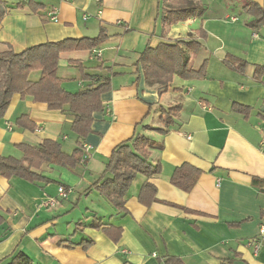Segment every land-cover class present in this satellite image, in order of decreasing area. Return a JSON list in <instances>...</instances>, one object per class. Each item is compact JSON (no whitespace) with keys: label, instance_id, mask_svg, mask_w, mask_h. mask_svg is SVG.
I'll use <instances>...</instances> for the list:
<instances>
[{"label":"crops","instance_id":"0c3cea01","mask_svg":"<svg viewBox=\"0 0 264 264\" xmlns=\"http://www.w3.org/2000/svg\"><path fill=\"white\" fill-rule=\"evenodd\" d=\"M35 1L45 8L13 7L0 21V52L103 31L105 39L92 50L62 52L58 74L70 92L104 77L111 89L102 95L104 109L94 113L77 167L44 164L39 171L53 179L48 184L0 175V264H10L19 252L32 264H169V257L182 264H264V245L258 252L251 245L264 227V183H253L264 177V73L256 75L264 67V25L253 27L256 16L245 9L251 1L264 8V0H194L201 16L167 26L163 0ZM192 39L202 47L190 55V65H204L206 75L175 76L162 93L148 84L142 52ZM82 69L93 78L84 79ZM178 104L173 123L163 124L162 107ZM72 122L71 115L15 94L0 115V156L22 158L21 143L47 138L70 153L77 146ZM138 133L156 143L149 159L162 171L149 180L157 201L140 202L148 178L138 174L127 211L120 212L93 185L113 149ZM183 164L202 171L189 192L171 182ZM61 185L71 190L66 198ZM50 198L56 206L46 205ZM87 240L93 242L85 248Z\"/></svg>","mask_w":264,"mask_h":264},{"label":"trees","instance_id":"16d2710c","mask_svg":"<svg viewBox=\"0 0 264 264\" xmlns=\"http://www.w3.org/2000/svg\"><path fill=\"white\" fill-rule=\"evenodd\" d=\"M13 7L30 8L37 12L45 5L35 0H18L15 4L0 0V21ZM245 9L256 16L253 27L264 25V8L259 3L251 1ZM203 8L194 0H163L161 19L165 26L186 21L193 17L201 16ZM204 36V34L202 35ZM106 37L101 32L96 37L66 38L55 42L29 47L21 52L7 50L0 52V115H4L15 94L30 96L33 100L47 104L49 109L60 110L73 116L72 130L77 135L76 148L72 152L63 150L61 143L53 139H45L38 145L21 143L18 148L23 152L22 158L13 156H0V175L5 177L19 176L36 183L48 184L52 178L44 175L41 170L44 164H54L66 168L77 167L84 156V142L92 132L94 113L104 109L103 93L111 89L109 77L99 78L97 81L77 92L67 91L58 74L60 54L64 51L88 49L97 47ZM202 43L197 39L178 40L176 43L161 42L157 47L148 46L141 54L139 62L142 64L148 84L157 85L159 91L169 90L175 76L184 79L201 78L206 75L204 65L195 70L190 65V55L197 53ZM246 66L244 63L242 67ZM242 67L238 69L242 70ZM33 72H38V78H33ZM264 67L256 69V75L261 76ZM84 79L93 76L82 69ZM181 105L162 107L160 119L167 126L173 123L174 117L181 109ZM241 110H246L237 106ZM22 118V117H21ZM21 120V119H20ZM31 129L33 123L29 122ZM155 142L144 134H135L130 139L118 144L112 151L106 163L105 172L93 185L99 190L111 205L120 212H126V201L131 185L138 174L145 175L148 179L142 185L139 193L141 203L150 206L157 201V189L149 178L160 174V163L150 161V148ZM202 171L189 164L176 167L171 182L180 189L189 192L197 182ZM255 185L264 183V177L253 179ZM92 189H89L90 192ZM4 220L0 214V223ZM99 221L96 226H102ZM112 227V226H111ZM116 239L120 236L121 228ZM93 241L84 242L87 248ZM169 264H182L175 257L167 259ZM10 264H32L25 253H17Z\"/></svg>","mask_w":264,"mask_h":264},{"label":"built area","instance_id":"2783aa9c","mask_svg":"<svg viewBox=\"0 0 264 264\" xmlns=\"http://www.w3.org/2000/svg\"><path fill=\"white\" fill-rule=\"evenodd\" d=\"M233 19L236 20L237 18L234 17ZM58 191H59V194L65 198L68 197L69 193L71 192V190L64 185H61ZM57 203H58L57 199L50 198L46 202V205L54 207L57 205ZM251 245L254 247L255 252H258L260 248L264 245V227L261 228L258 237L251 239Z\"/></svg>","mask_w":264,"mask_h":264},{"label":"rangeland","instance_id":"374dc122","mask_svg":"<svg viewBox=\"0 0 264 264\" xmlns=\"http://www.w3.org/2000/svg\"><path fill=\"white\" fill-rule=\"evenodd\" d=\"M239 7V6H238ZM235 9V8H234ZM235 12H236V14L238 15L239 14V16H240V21H242L243 19H242V17H241V15H243V13L240 11V10H235ZM73 200H74V198H73Z\"/></svg>","mask_w":264,"mask_h":264}]
</instances>
